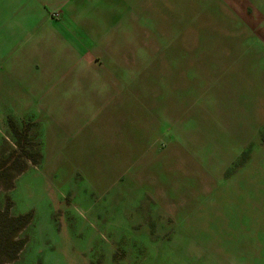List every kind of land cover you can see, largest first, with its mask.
<instances>
[{
	"label": "rangeland",
	"instance_id": "rangeland-1",
	"mask_svg": "<svg viewBox=\"0 0 264 264\" xmlns=\"http://www.w3.org/2000/svg\"><path fill=\"white\" fill-rule=\"evenodd\" d=\"M6 213L0 264H264V0H0Z\"/></svg>",
	"mask_w": 264,
	"mask_h": 264
},
{
	"label": "trees",
	"instance_id": "trees-1",
	"mask_svg": "<svg viewBox=\"0 0 264 264\" xmlns=\"http://www.w3.org/2000/svg\"><path fill=\"white\" fill-rule=\"evenodd\" d=\"M32 159V158H31ZM33 161H35L33 159ZM5 219L2 220L3 225L0 226V232H8V233H13L14 237L10 238V236L8 238H6L3 242H0V260L5 258L6 261L8 262L10 260H13L17 257V255L19 254V252L22 250L25 241H19V242H14L13 241V246L16 248L14 251V254H11V251H9L8 249L11 247V239L15 240V236L19 233L22 232L27 225L30 223L31 220V216L30 215H23V216H19V217H11L8 213H6L4 215ZM8 260V261H7Z\"/></svg>",
	"mask_w": 264,
	"mask_h": 264
},
{
	"label": "crops",
	"instance_id": "crops-1",
	"mask_svg": "<svg viewBox=\"0 0 264 264\" xmlns=\"http://www.w3.org/2000/svg\"><path fill=\"white\" fill-rule=\"evenodd\" d=\"M132 100L131 99H129V103L131 102Z\"/></svg>",
	"mask_w": 264,
	"mask_h": 264
}]
</instances>
